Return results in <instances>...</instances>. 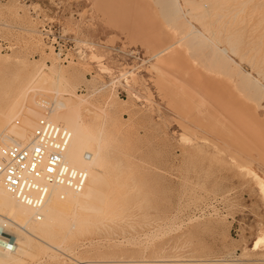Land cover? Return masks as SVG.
I'll list each match as a JSON object with an SVG mask.
<instances>
[{
  "label": "rangeland",
  "instance_id": "1",
  "mask_svg": "<svg viewBox=\"0 0 264 264\" xmlns=\"http://www.w3.org/2000/svg\"><path fill=\"white\" fill-rule=\"evenodd\" d=\"M129 1L130 10L124 7L123 12L128 18L136 15V20L161 33L175 30L164 22L153 0ZM200 1L207 4L203 11L207 18L191 14L187 18L200 30L208 27L203 31L212 34L220 46H227V31L233 32L239 45L231 56L242 60L241 66L264 85V0H196ZM180 3L185 10L184 0ZM140 6L144 8L139 10ZM112 13L113 0H0V60L7 56L23 60L25 68L42 61L74 73L76 95L86 97L89 108L101 107L110 98L107 123L112 128L114 124L107 145L110 166L104 168L110 178L101 211H80L84 221L74 229L80 228L78 233L73 230L66 241L53 238L59 249L44 254L33 246L32 255L15 264H77L69 260V253L93 264H264V243L253 248L259 236H264V189L251 173L264 177V94L258 105L247 104V98L241 104L244 97L234 79L198 63L186 47L177 46L184 65L164 68L184 78L188 90L187 84L206 95L215 92L238 100L245 119L241 129L248 131L233 136L242 137L240 141H232L229 133L224 140L238 158L213 146L211 140L221 141L215 135L223 132L219 135L217 127L218 131H212L210 121L204 123L209 120L204 119L206 115L200 119L193 109L196 94L191 90L193 99L185 98L198 119L196 124L187 120L192 129L184 137L178 115L155 84L156 73L149 66L155 59H149L151 53L140 41H130L120 25L113 26ZM130 18L127 21L135 20ZM46 21L66 29L67 36L61 37L65 58L42 41L39 26ZM173 32L164 37L174 38L177 31ZM81 48L85 53L78 51ZM1 61L0 108L13 94L19 71L16 65L2 66ZM101 64L107 69H101ZM124 69L136 76H126V80L120 74ZM256 108L261 109L259 118L254 117Z\"/></svg>",
  "mask_w": 264,
  "mask_h": 264
},
{
  "label": "bare ground",
  "instance_id": "2",
  "mask_svg": "<svg viewBox=\"0 0 264 264\" xmlns=\"http://www.w3.org/2000/svg\"><path fill=\"white\" fill-rule=\"evenodd\" d=\"M153 1L157 3H155L156 6L162 11L160 14L165 19L164 22H168V24H170L168 27L172 26L174 27L173 29H175L173 31H177V35L175 32L176 36H173L174 38L171 39L172 36L170 35H168L170 38L167 36H165V38V33H161L160 29L158 31L157 28H151L148 25L149 23L146 25V22L141 21V19L140 21L136 20L134 18L136 15H129V18L132 16L130 20L132 18L135 20L131 22L127 21L129 20L127 17L128 15H125L123 12L125 11L124 7L129 9V5H131L129 4V0H123V2L120 3L113 0V13L111 14L114 23L113 26L120 25V29H125L129 34L128 38H131L130 41H140L149 53H151L149 59H151V57L155 59L154 62L149 65L156 73L155 84L162 96L167 100V104L178 115L181 121V134L187 137L185 133L188 134L191 131H189L191 127L187 120L195 123V119H198L195 118L197 113L195 114L193 112L195 110L191 111V105L185 98L187 96L192 99L195 97L192 101L195 100L196 107L193 106L194 104L192 101L191 103L193 109L196 108L198 111L200 119L206 115L204 119L207 117L209 120H204V123L205 121L206 123L210 121L211 123L209 122L207 124L212 125L209 126L212 131H218L216 129L217 127L220 128L218 134L220 131L223 132V135L226 133V135H224L225 137L222 136V134L221 136L215 135L221 141L216 138V140H211L214 144L213 146L228 150L226 147L227 143L225 142V138H227L228 135L233 137L234 135H241L243 131L244 133L248 132L247 130L245 132L244 128L241 129V126L245 124V119L242 114L244 110L241 105L237 103L238 100L237 102H233L230 98H224L222 97L223 95L221 96L215 92H210V95L207 94V96L195 86H188L189 83L187 81L183 83L184 78H178V73L176 71L171 69L167 70L166 68L168 67L164 68V66L175 64L178 69H180L184 64L180 61L181 57H179V52H177V46H184L188 50L186 52L192 56V59L196 57L198 63L201 62L204 66H207V68L215 69L222 73L220 75L224 74L235 80L237 84H235L236 89H238V92H241L244 97L242 98L241 104H246L244 100L247 98V104L251 105L250 102L254 101L257 102L258 105V101H260L264 94V85L261 80L253 76L250 72H247L241 66L240 63L242 60L238 62L233 58L234 56H231L232 53L236 52L239 45L238 38L233 32H229V30L227 31L228 33L226 32L225 42L227 46H220L221 44L218 43L217 39L212 34H208V31L206 33V30L203 31L208 27L200 30L187 18V15L191 14L190 17L196 16L200 20L204 19L206 16L203 11L207 4L205 5L203 1L196 2V0H184V3L187 5L185 12L180 0ZM142 6L138 9L141 10L144 8ZM133 7L135 9L134 4ZM134 11L136 12V9L133 10V12ZM139 17L142 18V16ZM209 17H211V14ZM173 31L171 30V32L167 33L169 34ZM40 34L42 36L41 31ZM42 41L44 42L43 37ZM78 51L85 53L82 48ZM245 55L247 56V54ZM254 55H257V53L255 52ZM91 56L96 57L93 52ZM63 58H65V56ZM1 60L2 66L8 67L10 65H16V67L19 68H16V71H19L16 73V77H14L16 79L15 85H13V94L4 104V107L0 108V162L5 161V156L2 152L3 148L14 143L28 141L39 119L45 118L53 124H61L63 126L67 134V145L62 151V164L65 167L78 171V173L81 174L80 180L83 179L81 188H79V179L76 181L75 179L65 178H61L57 181H47L43 179L36 182L38 186H40V189L38 188L19 194L9 191L5 187L0 176V264H15L17 262L19 263V260L24 259V257L29 256L33 246L40 248V252L44 254H47L49 250L59 249L60 245L57 243L55 244L53 238L58 239L60 237L66 241V238L69 237V235L71 236V232L80 227V223L84 221V217H82L80 211L84 209H100V205L106 197L105 193L108 187V178H110V176L107 175V169L105 170L104 168L108 167V165L110 166V163L107 164L109 158L107 145L110 141V137H112L114 133V124L112 128L107 123L108 114L106 113V108L111 103L110 98L106 100L101 107L99 106L95 109H93V107L89 108L90 103H88L89 101L87 102V98L76 95L75 81L77 76L74 73L66 72L53 64L47 65L42 61H37L33 63L31 67L25 68L26 66L23 60L10 59L8 56ZM251 63L253 65V60ZM22 67L24 70H22ZM100 67L101 69H107V67L102 64ZM259 71L261 74L263 73L262 69ZM120 74L124 78H126V76L132 78L136 76L128 69H124ZM232 79L230 81H232ZM186 83H188L187 88L189 87V90L186 89ZM191 90L194 91V94H196L195 96H193V91ZM190 100L191 99H189V101ZM260 110V108L254 110L255 118H259ZM20 117L21 121L19 120ZM199 120L197 122L198 125L200 122ZM187 130L189 132H187ZM227 133L229 134L227 135ZM244 133L243 135L246 136ZM231 136H229L230 140L232 138ZM237 138L239 137L237 136ZM233 139L232 141H236L240 138L236 139V137H233ZM228 141L229 140H227V142ZM255 143H257V141ZM262 143L263 142H261L260 146ZM227 152H229L228 154L233 158H238L232 151L228 150ZM251 173L253 178L257 180L259 186L264 189V177L260 176L255 171H251ZM113 199H115V197ZM79 229L73 232H77ZM59 241L60 239L57 242ZM260 243H264V236H259L254 242L253 248L255 249L258 247ZM60 244L62 245L61 241ZM64 250L67 249L64 248ZM68 256L69 260L73 262L76 261L77 264L95 263L80 261L77 257L73 256L72 253H69ZM169 261L171 262V259Z\"/></svg>",
  "mask_w": 264,
  "mask_h": 264
},
{
  "label": "built area",
  "instance_id": "3",
  "mask_svg": "<svg viewBox=\"0 0 264 264\" xmlns=\"http://www.w3.org/2000/svg\"><path fill=\"white\" fill-rule=\"evenodd\" d=\"M44 42L52 46L61 56L66 47L61 37L66 29L60 23L44 22L39 26ZM68 49V48H67ZM61 124H53L45 118L39 119L26 142L14 143L2 149L5 161L0 162V176L5 187L11 192L23 193L40 189L39 180L57 181L61 178L83 179L76 170L62 164V151L66 147L67 136Z\"/></svg>",
  "mask_w": 264,
  "mask_h": 264
}]
</instances>
